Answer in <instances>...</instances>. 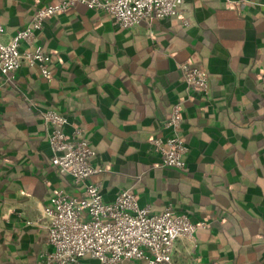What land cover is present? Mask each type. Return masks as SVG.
Returning a JSON list of instances; mask_svg holds the SVG:
<instances>
[{"label":"crops","instance_id":"crops-1","mask_svg":"<svg viewBox=\"0 0 264 264\" xmlns=\"http://www.w3.org/2000/svg\"><path fill=\"white\" fill-rule=\"evenodd\" d=\"M57 1L0 0L4 38ZM185 8L188 25L169 16L123 28L78 3L37 31L50 77L27 64L15 84L0 74V264H28L48 249L50 196L55 189L79 194L49 163L47 108L84 128L96 150L92 162L103 168L89 180L105 201L132 187L152 212L185 209L194 222L206 220L193 252L187 239L175 241L177 264H264V0L239 8L185 0ZM184 61L207 71L205 94L188 98ZM179 99V134L189 144L184 170L162 166L150 142L168 135L164 123Z\"/></svg>","mask_w":264,"mask_h":264},{"label":"built area","instance_id":"built-area-1","mask_svg":"<svg viewBox=\"0 0 264 264\" xmlns=\"http://www.w3.org/2000/svg\"><path fill=\"white\" fill-rule=\"evenodd\" d=\"M239 8L244 0H224ZM84 4L109 14L120 27L129 28L141 23L151 24L169 16H177L188 25L189 11L185 0H60L37 7L29 22L13 35L4 38L0 24V74L4 81L13 82L18 69L36 65L44 78L51 76L50 54L37 42V31L49 16L67 11L76 4ZM181 80L190 97L205 94L209 88L208 73L202 66L184 61L179 64ZM47 125L50 162L63 174L71 177L79 194L55 189L49 205L44 209L48 249L41 250L28 264H120L125 260H144L145 264H177L173 259L175 241L185 238L190 250L196 247L195 232L207 226L206 220L192 221L186 213L166 207L152 212L138 204L132 187L120 190L113 200L103 199L100 186L89 177L103 170L93 164L95 148L85 136V130L55 109L41 111ZM183 120L182 101L171 106L164 126L165 138L156 136L150 142L164 166L186 169L188 145L179 134ZM67 128H70L69 130Z\"/></svg>","mask_w":264,"mask_h":264},{"label":"trees","instance_id":"trees-1","mask_svg":"<svg viewBox=\"0 0 264 264\" xmlns=\"http://www.w3.org/2000/svg\"><path fill=\"white\" fill-rule=\"evenodd\" d=\"M15 80H16V79H15ZM15 80H14L11 84H15ZM181 81H182V80H181ZM182 84H183L184 87H185V84H184L183 81H182ZM200 94H201V93H200ZM188 98H189V97H188ZM186 99H187V98H184L183 101H186ZM187 100H188V99H187ZM182 123H183V120H182L181 124H182ZM180 126H181V125H180ZM88 141H89V140H88ZM188 148H189V144H188ZM49 163L51 164V162H50V158H49ZM51 165H52V164H51ZM162 166H164V165H162ZM168 167H169V166H168ZM172 168H173V167H172ZM56 170H57L58 172H60L58 168H56ZM60 173H61V172H60ZM61 174L67 176L66 174H63V173H61ZM178 212H183V213H186V214L189 213L188 210H185V209H179ZM189 218H190V217H189ZM191 220H192V219H191ZM192 221H193V220H192ZM198 221H201V219L197 220V222H198Z\"/></svg>","mask_w":264,"mask_h":264}]
</instances>
